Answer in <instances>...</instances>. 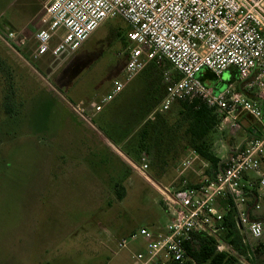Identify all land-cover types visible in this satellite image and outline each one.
I'll return each instance as SVG.
<instances>
[{"label": "rangeland", "instance_id": "obj_1", "mask_svg": "<svg viewBox=\"0 0 264 264\" xmlns=\"http://www.w3.org/2000/svg\"><path fill=\"white\" fill-rule=\"evenodd\" d=\"M36 9V0H0V264H131L138 243L113 254L112 240L141 227H164L169 218L159 188L179 177L195 182L206 169L184 150L161 171L138 148L146 122L176 118L177 104L167 115L158 110L164 77L175 74L157 59L112 96V82L124 66L128 24L107 20L74 52L36 59L32 37L38 26L34 21L21 30ZM8 29L24 44L8 41ZM229 79L230 71L224 72L221 80ZM107 95L112 97L101 111L84 114L85 121L73 111L80 102ZM262 111V124L239 118L235 135L228 121L217 126L211 152L221 155V146L229 152L245 137H264V104ZM143 153L146 178L133 167ZM183 161L190 166L182 173ZM259 214L264 216L263 205ZM244 239L253 248L264 244V235ZM260 253L261 264L264 247Z\"/></svg>", "mask_w": 264, "mask_h": 264}, {"label": "built area", "instance_id": "obj_2", "mask_svg": "<svg viewBox=\"0 0 264 264\" xmlns=\"http://www.w3.org/2000/svg\"><path fill=\"white\" fill-rule=\"evenodd\" d=\"M115 18L126 22L130 30L126 34L124 66L121 77L112 82V96L149 63L161 59L175 77H164L159 113L170 111L174 104L198 100L213 109L221 122H229L231 135L240 129L238 120L244 115L262 124L264 0H49L32 37L33 57L70 54L105 21ZM7 38L17 46L24 44V40L16 42L12 32ZM230 69L236 72V84H242L243 90L234 83L218 90L198 77L207 71L220 80ZM111 95L98 96L87 105L80 102L73 111L81 119L86 113L93 116ZM189 166V161H183L181 172ZM262 166L264 137H253L224 157L210 175L202 173L194 183L179 177L168 188L160 187L168 223L152 230L141 227L116 238L112 240L114 249L109 251L116 254L138 243L131 264H207L192 259L186 245L195 236H205L217 240V252L232 255L231 246L221 241L226 231L224 217L230 211L244 237L260 240L263 225L251 216L264 203ZM133 167L146 178L145 153ZM251 257L249 250L236 258L239 264H249Z\"/></svg>", "mask_w": 264, "mask_h": 264}, {"label": "trees", "instance_id": "obj_3", "mask_svg": "<svg viewBox=\"0 0 264 264\" xmlns=\"http://www.w3.org/2000/svg\"><path fill=\"white\" fill-rule=\"evenodd\" d=\"M228 71H230V79L225 85L238 81L236 72L231 69ZM198 77L201 81L218 89L217 78L209 72L203 71ZM177 105L178 110L173 122L169 123L163 117L158 116L156 120L148 121L143 125L139 133L141 142L138 148L141 151L150 153L151 158L154 160L151 163L153 168L157 166L161 171L165 170L169 157L174 159L181 151L191 150L208 164V168L203 173L210 175L211 171L216 170L219 163L218 158L210 150V136L220 123L221 118L213 109L208 108L198 100H194L191 103L181 102L177 103ZM171 110L163 114H170ZM251 134L254 135L255 132L252 131ZM261 136L260 134L258 135V137ZM119 197L121 198L122 196L119 194ZM256 217L255 215L251 216L253 219H257ZM224 225L226 226V231L221 241L231 246L232 255L217 252L215 248L216 239L195 236L186 245V250L190 257L199 263L239 264L236 258L237 255H245L250 250L252 257L248 263L260 264L257 255L263 251L264 244L261 246L257 244L254 248L248 244H243V237L240 235L232 218V211L225 215Z\"/></svg>", "mask_w": 264, "mask_h": 264}, {"label": "crops", "instance_id": "obj_4", "mask_svg": "<svg viewBox=\"0 0 264 264\" xmlns=\"http://www.w3.org/2000/svg\"><path fill=\"white\" fill-rule=\"evenodd\" d=\"M49 0H36V5H37V9L32 13V15H31V17H30V19L28 20V22H27V24H25V25H23V28L21 29L22 31H25L26 29H27V27L30 25V23H34V21H35V25L36 26H39V22H38V18H39V16H40V14H41V12H42V8H43V6L48 2ZM27 26V27H26ZM26 27V29L24 30V28ZM9 32H13L12 30H10V29H8V33ZM14 34V33H13ZM22 40H25L24 38H21ZM16 42H18L16 39H14ZM20 40V39H19ZM8 41H10V40H8ZM15 43V42H14ZM46 56V55H45ZM227 85H225V83L220 79V80H218V85H217V87H218V89H222V88H225ZM242 119H245V118H247V116H242L241 117ZM221 122V121H220ZM226 121H222L221 123H225ZM220 124V123H219ZM249 133V134H248ZM247 134L251 137L253 134H251V131H249ZM246 137L245 138H243L242 140H241V143H242V145H244V142H246ZM239 147H241V146H237V147H235V148H233L231 151H229L228 152V150H226L223 146H221V150H224L223 152H221V155H219L220 154V152H218L219 154H217V155H215L214 154V156L216 157V158H218V160H219V163H218V167L216 168V170L219 168V166H220V163H222V160H223V158L224 157H226V156H228L233 150H235L236 148H239ZM206 163V162H205ZM207 165V168H208V164H206ZM205 167V166H204ZM214 171V170H213ZM213 171H211V173L213 172ZM203 173V170H202V172H200V173H197V177H196V180H195V182L201 177V174ZM191 182V181H190ZM191 183H194V182H191ZM252 201V200H251ZM251 201H250V203H251ZM262 205L264 206V203H262L261 204V208H260V210L262 209ZM260 210L258 211V212H256V213H254V215L255 216H257L256 218H257V220H259L261 223H262V225H263V229H264V216H261L260 214H259V212H260ZM253 216V215H252ZM240 235H242L241 233H240ZM264 235V234H263ZM242 237L244 238V235H242ZM246 242V241H245ZM247 244V243H246Z\"/></svg>", "mask_w": 264, "mask_h": 264}, {"label": "water", "instance_id": "obj_5", "mask_svg": "<svg viewBox=\"0 0 264 264\" xmlns=\"http://www.w3.org/2000/svg\"><path fill=\"white\" fill-rule=\"evenodd\" d=\"M132 163V162H131ZM133 166H135V164H133Z\"/></svg>", "mask_w": 264, "mask_h": 264}]
</instances>
